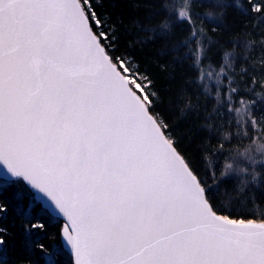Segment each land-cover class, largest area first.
Here are the masks:
<instances>
[{
  "label": "snow or ice",
  "instance_id": "obj_1",
  "mask_svg": "<svg viewBox=\"0 0 264 264\" xmlns=\"http://www.w3.org/2000/svg\"><path fill=\"white\" fill-rule=\"evenodd\" d=\"M205 2L225 7L224 0H184L174 14L189 25L198 81L207 49L191 9ZM233 6L264 19V0ZM106 23L93 0H0V191L23 186L64 220L60 248L31 247L46 264H60L62 247L72 264H264V215L217 207L254 199L264 172L249 173L234 160L218 176L198 174L153 111L151 78L128 53L113 55L118 37ZM249 50H257L254 41ZM258 52L264 60V36ZM224 61L231 67L230 54ZM259 72L264 82V63ZM236 95L229 81V112ZM239 103L235 111L256 135L244 133L250 143L237 155L264 169V116L254 113L255 101L240 96ZM36 229L45 225L26 230Z\"/></svg>",
  "mask_w": 264,
  "mask_h": 264
},
{
  "label": "trees",
  "instance_id": "obj_2",
  "mask_svg": "<svg viewBox=\"0 0 264 264\" xmlns=\"http://www.w3.org/2000/svg\"><path fill=\"white\" fill-rule=\"evenodd\" d=\"M224 3L223 8L205 2L191 9L196 29L204 30L207 49L201 67L203 79L198 81L191 58L195 44L186 41L189 25L175 21L174 14H178L184 0H93L97 13L107 21L106 29L118 37L113 55L128 53L140 71L151 78L152 91L157 96L153 111L159 112L176 141V148L204 179L213 170L218 176L224 165L234 160L249 167L237 153H242L250 143L244 133L247 131L253 137L256 133L243 126V113L235 111L240 107V96L255 101L254 113L264 116V82L259 72L264 60L258 52L264 36V19L243 15L233 6L234 0ZM243 7H247L246 3ZM209 11L213 13L212 19L207 18ZM164 24L170 25L167 31H162ZM249 41L255 42L257 50H249ZM226 54H230L231 67L225 65ZM221 65H225L226 75L217 85L215 73ZM209 72L213 73L211 77ZM253 77L256 84L251 83ZM229 81L238 89L231 112L227 104ZM217 88L223 97L220 102ZM205 169L209 175H205ZM253 169L264 172L259 164L250 167ZM0 204L7 207V212L0 214V229L5 230L0 264H46L47 258L31 245L40 242L48 247L56 242L60 248L62 220L49 215L23 186L0 191ZM217 207L259 218L264 215V187L257 189L254 199L248 197L231 207L218 203ZM33 223H43L45 230L28 232L27 227ZM61 253L60 264H72L70 254L63 247Z\"/></svg>",
  "mask_w": 264,
  "mask_h": 264
},
{
  "label": "water",
  "instance_id": "obj_3",
  "mask_svg": "<svg viewBox=\"0 0 264 264\" xmlns=\"http://www.w3.org/2000/svg\"><path fill=\"white\" fill-rule=\"evenodd\" d=\"M32 194H33V196H34V199L42 205V207L47 211V213H48L49 215L61 219V220H62V224L64 223V220H63V218H62L61 216H57L55 213L51 212V210L49 209L48 203H47L45 200H43V199H42L38 194H36V193H32ZM61 244H62V242H61ZM63 249H65V250L70 254V252H69V250H68L67 247H63ZM70 256H71V254H70ZM71 262H72V256H71Z\"/></svg>",
  "mask_w": 264,
  "mask_h": 264
},
{
  "label": "rangeland",
  "instance_id": "obj_4",
  "mask_svg": "<svg viewBox=\"0 0 264 264\" xmlns=\"http://www.w3.org/2000/svg\"><path fill=\"white\" fill-rule=\"evenodd\" d=\"M181 8H182V7H181ZM179 11H180V10H179ZM179 11H178V13H179ZM257 159H259V158H257ZM244 164H245L246 166H249V167H246V168H247V171H248L249 173H251L252 170H250V167H253V165L250 164V163L247 162V161H245ZM244 164H242V165H244Z\"/></svg>",
  "mask_w": 264,
  "mask_h": 264
}]
</instances>
